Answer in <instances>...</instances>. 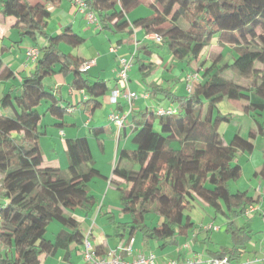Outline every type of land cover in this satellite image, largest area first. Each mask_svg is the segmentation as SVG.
<instances>
[{
  "label": "trees",
  "instance_id": "1",
  "mask_svg": "<svg viewBox=\"0 0 264 264\" xmlns=\"http://www.w3.org/2000/svg\"><path fill=\"white\" fill-rule=\"evenodd\" d=\"M61 1L0 0L1 15L14 19L20 39L35 42L43 38L45 42L38 48L29 76L0 97V249L4 251L0 250V264H42V255H53L71 244L81 245L84 235L70 212H90L96 199L88 184L96 178L106 179L93 166L85 136L65 140V171L42 165L37 107L42 101L49 102L47 112L59 121L67 113L43 80L71 73L69 86L84 93L86 99L80 104L89 115L101 106L100 99L107 92L103 81H90L87 72L79 71L84 59L64 54L59 48L61 44L77 48L83 38L69 26L55 36L47 34L49 9L57 8ZM83 2L102 31L132 34L139 29L146 36L156 35L160 41L152 43L166 47L180 63L198 60L213 37L220 46L232 48L235 55L229 63H221L223 54L209 53L199 76L203 81L190 95L159 91L178 106L176 114L158 116L148 108L129 114L125 122L132 125L133 149L117 150L112 174L120 182L111 179L108 183L115 184L121 211L130 219L129 223L116 224L117 228H128L130 233L137 230L144 241L160 242L162 247L176 244L178 236L187 234L192 227L185 214L187 206L201 197L227 221L225 233L232 243L213 253V258L227 257L230 264L240 260L250 236L247 228L237 226L234 220L258 198L247 191L230 192L229 182L241 175L237 153H250L258 137L264 142V119L258 120L264 112V0H155L161 9L152 5L150 17L131 24L126 15L139 6V0ZM137 53L133 61L146 79L150 65L142 63ZM13 78L14 73L0 63V82ZM222 101L243 103V112L254 123L247 138L235 134L228 145L224 144L218 132L219 125L228 119L218 111ZM104 132L103 127L94 128L89 135L98 140ZM256 175L264 180V164ZM148 214L157 218L153 227L146 224ZM53 221L62 229L51 242L44 236Z\"/></svg>",
  "mask_w": 264,
  "mask_h": 264
},
{
  "label": "crops",
  "instance_id": "2",
  "mask_svg": "<svg viewBox=\"0 0 264 264\" xmlns=\"http://www.w3.org/2000/svg\"><path fill=\"white\" fill-rule=\"evenodd\" d=\"M145 3L148 8L151 9V6H155L157 9H161V6L155 3V0H139V5ZM50 14H55L57 22L55 23V33L49 34L50 36H55L62 32L67 26H69L72 30V32L81 38H83L81 35L77 34L72 27L74 24H76L78 16L82 14L79 12L76 8L73 7L71 0H62L60 5L57 8H50ZM152 10V9H151ZM151 15H147L145 17H139L133 20H128L126 18L127 22L131 24L133 21L140 19V18H147ZM84 17V16H83ZM127 17V15H126ZM87 21V20H86ZM85 24V23H84ZM94 27L102 31L98 24L93 23ZM48 26V24H47ZM78 26L82 28V31L87 32L89 29L87 27L82 25V22L78 23ZM129 34V33H128ZM130 36H133V43H134V53L138 50L139 52V60L142 61L144 64L150 65L151 73L149 77L146 79H142L141 73L138 69V71L133 72V81L131 82V77H128V89L131 91L136 92L137 94H144L148 93L149 98L147 100H143L140 97L134 102L133 104V112H141L144 111L145 108H148L149 110L153 111L155 108L164 106V108H167L169 106H175L178 107L176 104L172 103L171 101H168L167 99H164V97H159L161 93V90H166L169 88V83L171 81L170 78H174L175 80H179V82H185L187 76L195 74L196 80L193 82L199 81L200 74L204 71L207 64V58L209 53H216L219 54V52H214L210 49L220 46L216 41L215 45H212L211 42L209 46H207L204 51L202 52L200 58L196 60L195 62H192L190 64L186 63H180L176 62L174 59H172L170 53L164 46H160L158 44H153V40L150 38V36L144 35L139 29L133 30L132 34H129ZM142 35H144V38H141ZM84 39V38H83ZM85 40V39H84ZM123 40L117 41V46L120 48V45L123 43ZM43 38H38L37 41L32 42L31 40L24 38L20 39L17 29L15 28L14 19L12 18H5L0 13V63L2 66H5L9 68L14 73V78L7 82H0V97L3 93L8 91V89L14 85L18 86L21 83V79L25 76H29V74L33 71L34 65L30 62H28L25 52L27 49L35 46L39 48L40 46H43L44 44ZM214 46V47H213ZM65 44H61L59 46L60 50L64 54H69L73 57L82 58L76 53H73L75 48H71ZM224 49V51H227V53H231L230 55L233 56V50L230 47L226 46H220ZM109 53H115V49L112 47L108 48ZM147 51V52H145ZM207 51V55L204 53ZM206 56V57H205ZM123 57V56H121ZM84 59V58H82ZM85 62L89 60H94V65L88 70L87 74L97 68V72L95 71L94 74L95 77H91L93 80L90 81H103L106 84L107 92L102 99H100L101 106L103 104H106L109 108L110 113L108 116L113 112L123 111L125 108V101L122 98L118 99V104H109V96L111 92L115 88H120L121 92L123 93L124 87L120 85V83L117 81V59H115V67L111 71V74L113 75L112 79L105 80L104 77H102V74L99 73V71H102V69L98 68V58H95V56H91L87 59H84ZM202 62V63H201ZM203 62H205V65H202ZM102 67V66H101ZM175 68H180L183 73L181 75V78L177 75V71H175ZM96 70V69H95ZM179 77V79H178ZM50 79L51 84L50 89L53 90V95L58 100V106L59 107H66V112L68 114L73 113L76 111L81 112L87 116V120H84L82 124H80L81 128L86 129V135L85 133H80L78 126V123L73 120L72 123L68 124L65 121V117L63 121H59L51 116V126L53 127V131L50 134H54V131H56V135L58 137H62L60 141L63 142V149L65 151L64 142L66 139H75L78 137H86L88 138L90 135V130L94 128H101V121L99 117L96 118V120L93 119L94 111L89 115L87 111H85V106L80 104V102L84 101L86 98L84 97V93L75 92L72 91L70 88V83L72 81V74H55L52 77H47ZM71 78V80H70ZM168 83L167 85L165 83ZM171 84V83H170ZM197 86V85H196ZM64 87L66 88V94L67 97H64L65 95L62 94V90ZM194 87V86H193ZM166 88V89H164ZM171 89L169 92L175 94V92ZM176 95V94H175ZM179 96V95H178ZM85 98V99H84ZM153 101V105H148L149 101ZM224 102H232V101H222ZM48 103V102H47ZM138 103H140V106H137ZM235 107L238 109V111L235 113L227 112V113H221L222 115H227V120L219 125L218 132L222 137V140L225 145H228L230 141L232 140L233 136L235 134L239 135L242 138H247L248 132L250 129H252L251 120L249 119V115L245 114L242 110L243 103L241 102H232ZM220 104V103H219ZM153 106V107H152ZM162 108V107H161ZM98 109V108H97ZM38 110V107H37ZM40 113V112H39ZM45 113H48L47 110H45L44 113H40L41 118L42 115H45ZM66 113V114H67ZM238 118L237 121H243L242 125L247 128V135L241 134V129L239 131H235L234 126L231 125L232 119ZM80 119L83 118V114L80 115ZM79 121V120H78ZM82 121V120H81ZM63 122L65 126L72 127L73 129V135L71 137H67L64 132V127L58 128L55 125ZM110 124V123H109ZM40 122L39 130L41 135L44 136L47 134L46 125H43ZM115 132L117 131L115 127L110 124ZM44 127V128H43ZM106 130V128H104ZM132 130L131 122L127 121L124 123V127L121 129L120 135H119V141H129L130 140V133ZM229 141H225L227 139ZM101 137V136H100ZM99 137V138H100ZM226 137V139H225ZM99 140V139H98ZM227 144H226V143ZM88 143L90 146V142L88 139ZM122 149L131 150L133 148L128 149V147L124 146ZM91 150V148H90ZM102 150V148H101ZM92 153V152H91ZM117 150H115V153L113 155V167L116 162V154ZM241 153V157L238 160L236 157V162L240 166L241 175L243 176V169L245 165H250V174L247 180H245L244 184H239V181H242L240 179L238 181L235 180L233 187H235V190L232 191V193L237 192H248L249 195L253 196V198H258V202L253 205V212L251 214H243L242 216L236 218L234 222L237 226L241 227L244 226L249 231L250 240L245 245L243 250V255L240 260L236 261L235 264H264V180H262L259 176L256 174L259 172L261 167L264 164V142L259 137L254 140V147L253 150L250 153L247 152H238L237 155ZM247 153L249 156L245 157L242 154ZM111 163V157L108 159V164ZM42 165L44 167H52V168H58L59 163L56 161V157L54 159H50L48 162H45L42 157ZM97 169V168H96ZM61 170V169H60ZM100 174L106 178L107 185L105 184H99V191H103V194L100 192H90L92 196L95 197L96 203L94 204L92 210L90 212H87L86 210L82 209H76L73 212H70V215H72L75 220L80 225V228L83 232L84 239L86 237L89 238L91 244H92V250L96 258L106 257L108 254L112 253L116 256H119L121 260L125 262H132L135 260L138 256L147 255L149 253H153L156 256V262L157 264H165L169 261H177L180 264H183L187 260H191L196 258V256H200L203 261H207L209 259H213V253L220 251L223 248H228L232 245L229 235H227L224 231V236H219L220 238H215V235H220L223 229H225L226 226V220L216 215L213 211L208 212V216L206 218H203L200 222L194 221L191 215L188 213L186 214L190 222L192 224V227L189 228L186 235H180L177 237V243L172 244L169 246H161L160 242L156 241H144L141 234L136 230L132 233H130L128 228H125L124 230L117 228L116 224H126L130 222V219L127 215H124L121 211L119 201H118V193L115 189V184L109 185V180L113 179L116 182H120L118 179H115L113 177V168L111 169V174L107 173V171H102L100 168L97 169ZM109 172V171H108ZM103 179V178H102ZM244 180V179H243ZM1 184V181H0ZM229 190L231 191V186H229ZM98 191V192H99ZM102 194V195H101ZM211 209V208H210ZM148 221V217H147ZM146 221V224L149 227H153L157 221V218L154 216L151 217L150 223ZM196 223L199 224V227L196 228ZM213 225L217 229H210V230H204L205 227ZM62 229H58V231L55 233L53 240H49L53 242L55 240V236L57 233ZM138 233V235H137ZM229 238L230 246H224L226 242L225 237ZM83 239V240H84ZM48 240V239H47ZM191 242V244L189 243ZM83 243V242H82ZM188 244L189 247H185V245ZM1 253L4 251L1 249ZM7 252V251H6ZM7 254H10V251L7 252ZM43 257H54L55 263L57 264H86L83 258V249L82 244H71L69 248L66 250H58L53 255H42ZM57 257V258H55ZM47 259V258H46ZM41 261V260H40ZM42 263V262H41ZM233 264V263H232Z\"/></svg>",
  "mask_w": 264,
  "mask_h": 264
},
{
  "label": "rangeland",
  "instance_id": "3",
  "mask_svg": "<svg viewBox=\"0 0 264 264\" xmlns=\"http://www.w3.org/2000/svg\"><path fill=\"white\" fill-rule=\"evenodd\" d=\"M153 14V10H151L150 8H148L146 6L145 3L140 4L136 9H134L133 11H131L130 13L127 14L128 20H133L139 17H142L145 15V17L147 15H152ZM84 16V17H83ZM48 26H47V30L46 32L49 34L55 33V23L57 22L56 20V16L55 14H50V17L47 21ZM82 22V25L84 26H89L87 27L89 30L87 32L82 31L81 26H78V23ZM85 23V24H84ZM72 29L79 35H81L85 40L84 42L77 48L74 49L73 53H76L77 55H79L80 57L87 59L91 56H95V58H98V68L102 69V71H99L100 74H102V77H104L105 80L107 79H112L113 75L111 74V71L113 70V68L115 67V59L118 60V58H120L121 56H123L126 59H129L131 54L134 51V43H133V36H130L127 32L126 33H122V34H113L110 31H99L97 30L93 23H90L88 21H86V16L85 15H81L79 14L78 19L76 24H74V26L72 27ZM258 33H260V30H257ZM145 35V34H144ZM144 35H142L141 38H144ZM119 40H123L124 42L120 45V48H118L117 46V41ZM215 37L212 38L211 40V44L215 45ZM112 47L115 49V53H109L108 48ZM214 47V46H213ZM69 48V47H68ZM211 52H219L221 54H223V59L221 63H229L232 61L233 56H231V53H227V51H224V49L220 46L214 47L212 49H210ZM205 55H207V51L204 53ZM206 57V56H205ZM177 62V61H176ZM102 66V67H101ZM138 66L139 64L136 62H132L130 70L128 71V77H131V82L133 81V72L134 71H138ZM96 69V70H95ZM93 70H91L88 74L87 77L90 80H93L92 78L95 77L96 74H94V72H97V68H95ZM117 69H118V63H117ZM175 71H177V75L181 78V75L183 73V71L180 68H175ZM229 74V73H228ZM230 75V74H229ZM92 77V78H91ZM178 77V79H179ZM171 81L169 83V88L166 89L167 91H170L171 89L172 92L174 91L176 95L179 96H187L188 93L186 91V85L187 83H183V82H179V80H175L173 77L170 78ZM71 80V78H70ZM202 79L198 82H195L193 84V86L196 85H200L202 83ZM43 85L44 87H46L47 89H50V79L49 78H45L43 80ZM166 85L168 84L167 82L165 83ZM66 88L64 87L62 90V94L65 95L64 97H67L68 95L66 94ZM140 95V94H138ZM162 94H160L159 97H161ZM141 99V98H140ZM152 100L148 102V105H153L152 104ZM110 104V103H109ZM112 105V104H111ZM137 106H140V103H138ZM50 107V103L42 101L40 103V105L38 106V112H40L41 114L45 112V110H47ZM153 107V106H152ZM164 107V106H161ZM218 111L220 113H227V112H237L238 109L235 107V105L232 102H224V103H220L217 105ZM156 110V109H155ZM154 111V110H153ZM110 113L109 108L106 104H103L101 108H98L94 111V115H93V119L96 120L97 117H99L100 121H101V127L106 128L105 132L101 135V137L99 138V140L92 138V137H88L89 142H90V148H91V152H92V156H93V160H94V167L97 169H101L102 171H107V173L111 174V169L113 168V155L115 153V150H121L122 148H124V146L128 147V149L133 148V145L131 144L130 140L129 141H124V140H120L119 141V135L120 133H118L117 131L115 132L114 128L109 124L107 115ZM83 114V118L80 119V115ZM78 112L75 110V112L70 113V114H66L65 116V121L70 124L73 122V120H75L78 123V128L80 130V133H85V135L87 134L86 129H82L80 124H82V122L84 120H87V116L84 114V112ZM250 117V116H249ZM259 118V119H258ZM258 120H263L264 119V112L262 113V117H258ZM237 117L235 119H232L231 121V125L234 126L235 131H239L241 129V134L242 135H247V128H245V126L242 125L243 121H237ZM251 120V127L254 128V123L252 118H249ZM79 120V121H78ZM82 120V121H81ZM41 123L43 125H46V129L47 130V134L44 136L43 134L39 136L38 138V145L42 154V157L44 159L45 162H48L51 158L54 159L56 157V161L59 163V167L62 171H65L67 169L68 166V162H67V158L63 149V142L60 141L62 139V137H58L56 135V131H54V134H50L53 131V127L51 126L52 120H51V115L49 113H45V115H42L41 118ZM42 125V126H43ZM44 128V127H43ZM73 128L72 127H68L65 126L64 127V132L66 134L67 137H71L73 135V131H71ZM226 139V137H225ZM230 139V138H229ZM228 139V134H227V139L225 140L226 142L229 141ZM225 142V143H226ZM227 144V143H226ZM102 148V150H101ZM243 156L247 157L249 156L247 153H243ZM109 157H111V163L108 164V159ZM241 157V153H239L237 155V159L239 160ZM242 170V169H241ZM109 171V172H108ZM244 173L243 176L240 177L238 179V181L240 179H242V181H239V184H244L245 180H247V178L249 177L250 174V165H245L244 169H243ZM244 179V180H243ZM108 180V179H107ZM107 180L106 179H102V178H96L93 179L89 184H88V189L89 192H95V193H102L103 191H99V184H105V186L107 185ZM235 181H230L229 182V186H231V191L235 190V187H233L232 184H234ZM99 191V192H98ZM101 194V195H102ZM100 195V194H99ZM201 198V197H199ZM199 198H195V200L190 203L189 206H187L186 209V213L185 214H190L191 217L194 219H197L198 222H200L203 218H206L208 216V212H212L213 210L210 209V207L207 205V203H204L202 200H200ZM151 217H153V215L148 214V223H150ZM194 220V221H197ZM199 227V224L196 223V228ZM60 228V225L53 221L52 223H50L47 227V231L45 233L44 238L48 239V240H53L55 233L58 231V229ZM224 231L225 229H223V231L221 232L220 235H215V238H220L219 236H224ZM138 235V233H137ZM226 242L222 245L224 246H230V241L229 238L226 236L225 237ZM191 244V242H189ZM1 250V249H0ZM47 258V259H46ZM57 258V257H55ZM40 260L42 262V264H57L55 263V259L54 257H43L40 256ZM233 264H235V262H233Z\"/></svg>",
  "mask_w": 264,
  "mask_h": 264
},
{
  "label": "built area",
  "instance_id": "4",
  "mask_svg": "<svg viewBox=\"0 0 264 264\" xmlns=\"http://www.w3.org/2000/svg\"><path fill=\"white\" fill-rule=\"evenodd\" d=\"M74 8H76L79 12L84 14L86 16V20L90 23H97V20L95 16L87 11L86 5L83 2V0H72L71 1ZM150 36V35H149ZM152 40H155L156 43H159L160 39L156 35H151L150 37ZM134 52L131 54L129 59H126L124 57H120L117 60L118 63V71H117V81L120 83L121 86L124 87L123 93L121 92L120 88H115L110 96H109V103L110 104H118V99L122 98L125 101V108L121 112H113L108 116V121L115 127V129L119 132L123 126L124 122L129 116V114L133 111V104L134 102L140 97L143 100H147L149 98L148 93H144L141 95H138L136 92L131 91L128 89V71L130 70L131 64L133 62L134 58ZM26 58L28 62L35 64L38 56H39V49L35 46L29 48L25 52ZM94 60H89L87 62H84L80 65L79 71L82 73L88 72V70L94 65ZM196 75H190L186 78V91L188 95L191 94L193 90V82L196 80ZM82 93V92H80ZM154 114L161 116V115H174L178 112V107L175 106H169L167 108L164 107H158L155 108ZM253 206H249L247 210L245 211V214H251L253 212ZM210 229H217L213 225L207 226L204 228V230H210ZM185 247H189L188 244L185 245ZM82 249H83V258L86 264H157L156 262V256L153 253H149L147 255L138 256L135 260L132 262H125L120 259L119 256H116L112 253L108 254L106 257L96 258L93 250H92V244L88 237H86L83 240L82 243ZM165 264H180L177 261H169ZM183 264H230L228 262L227 257L221 258V259H209L207 261H203L202 258L198 255L196 258L187 260ZM250 264V263H246Z\"/></svg>",
  "mask_w": 264,
  "mask_h": 264
}]
</instances>
